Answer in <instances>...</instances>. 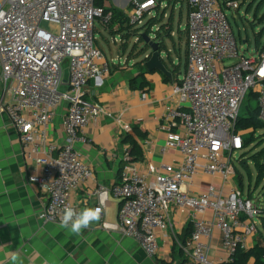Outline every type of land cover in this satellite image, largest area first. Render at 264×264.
I'll list each match as a JSON object with an SVG mask.
<instances>
[{
    "label": "built area",
    "instance_id": "1",
    "mask_svg": "<svg viewBox=\"0 0 264 264\" xmlns=\"http://www.w3.org/2000/svg\"><path fill=\"white\" fill-rule=\"evenodd\" d=\"M97 1L0 3V104L18 134L24 158L36 166L38 175L31 181L48 199L39 213L47 225H60L65 206L79 212L73 197L94 179V169L76 145L88 142L90 126L112 117L84 99L89 82L103 79L115 65L96 44V23L108 26L114 9L97 6ZM162 4L128 0L127 7L118 10L126 14L130 26L141 28L152 9ZM187 6V67L180 85L173 88L187 110L171 106L160 123L166 133L164 151L179 153L181 161L164 165L159 172L141 171L126 147L119 181L97 188L96 207L103 213L112 194L120 202L123 233L149 258L158 256L162 239L174 237L171 211L176 210L188 216L193 228L190 238L179 244L182 264H230L238 251L249 250L259 232L255 220L262 207L244 197L234 183V156L244 149L245 132L237 130V123L250 93L258 95L259 120L264 124V47L256 57L240 53L226 15L239 11V2L187 0ZM159 30L152 27L150 37L156 38ZM141 34L132 36L139 41ZM124 40L122 34L113 37L120 47ZM62 106L65 142L59 145L52 141L51 131ZM205 177L220 183L203 186ZM216 230L227 256L221 261L211 259L205 241Z\"/></svg>",
    "mask_w": 264,
    "mask_h": 264
},
{
    "label": "crops",
    "instance_id": "2",
    "mask_svg": "<svg viewBox=\"0 0 264 264\" xmlns=\"http://www.w3.org/2000/svg\"><path fill=\"white\" fill-rule=\"evenodd\" d=\"M104 5L108 9H124L128 0H106ZM156 8L149 19L161 11L160 7ZM188 10L187 7L184 31L188 28ZM103 28L107 30L105 26ZM107 44L110 48V43ZM98 47L103 51L99 44ZM119 50L120 46L116 59H112L115 65L111 66V72L101 80L89 82L84 90L86 101L99 105L112 117L104 116L99 124L90 126L86 130L88 142L76 145L83 160L94 169V179L73 197V204L79 211L98 205L95 192L99 186L110 188L119 181L123 152L129 146L123 140L128 135L134 136L142 147L143 159L135 162L141 171L150 169L159 172L162 166L181 161L179 153L164 151L166 133L160 129V123L171 106L187 110L186 104H180L173 93L174 86L180 85L186 71L187 41L184 64L179 60V63L174 62V66L168 67L170 77L158 71L149 73L145 66H137L141 63L140 58L129 63L127 61V65H124L126 60H122ZM141 74L143 76L140 77ZM136 78H139L138 84L145 79L150 87L145 91L131 88L130 82ZM145 93L146 98L143 97ZM65 109L62 106L58 110L54 130L51 131L52 141L59 145L65 142L62 128ZM135 129L145 134L144 140L137 138ZM37 175L36 166L24 158L18 134L0 104V264H13L10 258L12 253H18L23 264L184 262L179 244L188 240L183 241L187 228H190V234L192 232L187 215L171 211L174 237L162 239L158 256L149 258L133 239L123 233L118 220L120 202L112 194L108 196L100 221L94 222L80 235L72 234L59 225L44 224L39 219V213L48 204V199L31 181ZM202 181L203 186L220 183V179L210 177ZM258 236L259 233L252 238L250 248ZM205 241L210 247L212 260L227 258L219 231L214 232L211 240Z\"/></svg>",
    "mask_w": 264,
    "mask_h": 264
},
{
    "label": "rangeland",
    "instance_id": "3",
    "mask_svg": "<svg viewBox=\"0 0 264 264\" xmlns=\"http://www.w3.org/2000/svg\"><path fill=\"white\" fill-rule=\"evenodd\" d=\"M2 0H0L1 3ZM179 1V2H178ZM240 4L239 11H226V15L231 22L233 32L237 38L239 44V50L241 54H244L247 57H256L257 55V46L260 44V47H264V0H236ZM165 3L161 6V11L156 12L157 23L160 28L162 24H166L168 20L171 21L173 25V36H168L165 38V44L167 45L168 51L170 52V59L175 63H179V60L184 64L185 61V50H186V41H187V31L186 27V18H187V0H166ZM223 3V0H220ZM157 9V8H156ZM152 9V11L156 10ZM151 11V12H152ZM165 21V22H163ZM43 27L48 28V24H43ZM96 40L98 44L102 47L106 56L108 57L110 63L114 61L117 57L118 45H115L113 42V35L109 31L105 30L102 25L98 22L96 23ZM243 41H248L249 44L243 45ZM110 43V48L107 44ZM128 49L122 60H136L135 58L139 57L142 53L141 49L144 47L142 40L136 41V37L132 36L128 41ZM137 47L135 55L130 58L129 53L134 47ZM111 49V52H110ZM238 61H233L230 63H237ZM254 108L257 106L255 101H249L246 98L240 115H244L246 107ZM253 137V131L249 130L245 132L244 139L249 140ZM254 138L257 140V143L251 145L248 149L243 150L241 153H237L234 156V165L236 166V176L234 177V183L243 188L244 197H251L253 200L264 206V182L257 187V170L252 162H249V171L241 165V157L245 153L255 154L261 148H258V145L264 141V130H258ZM260 232L264 233V228L262 226L261 218L255 220ZM262 234H259V236ZM259 236L256 241H260Z\"/></svg>",
    "mask_w": 264,
    "mask_h": 264
},
{
    "label": "trees",
    "instance_id": "4",
    "mask_svg": "<svg viewBox=\"0 0 264 264\" xmlns=\"http://www.w3.org/2000/svg\"><path fill=\"white\" fill-rule=\"evenodd\" d=\"M104 0H98L97 1V6H102L104 5ZM158 4L164 3L166 0H156ZM236 1V0H234ZM159 9V8H158ZM109 10H107L108 12ZM113 12V19L112 22L106 26V29L109 31L110 34L113 36H116L118 34L124 35V44H122V52H127L128 49V44L127 40H129L132 35H137L141 34V32H144L145 34H149L151 32V28L158 25L155 23L157 20V17L150 18L147 17L148 21L144 27L141 28H134L129 25V20L123 12H121L118 9L112 10ZM171 20V19H170ZM161 26V31L167 30L166 33L171 36L172 34V26H171V21L169 25L166 24H160ZM118 26V31L115 32V27ZM130 32L132 33L131 35ZM129 33V34H128ZM160 34V32H159ZM244 42V41H243ZM249 44V42L247 41ZM96 44L98 46V42L96 41ZM260 48V44L257 46V50ZM137 50V47L135 46L131 52L129 53V57L132 58L135 54V51ZM139 59V57L135 58ZM142 63H138L137 66L142 67ZM143 76V74L140 75V77ZM139 79V78H138ZM138 79H133L130 82L131 88L133 89H142L146 90L147 88L150 87V84L145 80L142 79L140 84H138ZM249 101H255L257 103L258 101V95L256 93H250L248 96ZM237 130L241 131H253V137L249 140L244 141V149H248L251 145L254 143H257V140L254 138L255 133L258 130H264V124L260 122L259 120V108H258V103L257 106L254 108H250L249 106L246 107L244 115H241L239 117L238 123H237ZM135 135L137 138L144 140L145 139V134L140 132L139 130L135 129ZM123 143L129 144L130 146V156H131V162H139L143 159V150L142 147L138 144L137 140L135 139L134 136L128 135L124 138ZM258 148H261L257 153L255 154H243L241 157V165L246 168L250 173L249 169V162H252L257 170V187L260 186L261 183L264 182V141L258 145ZM122 169L124 166V163L122 162ZM236 167V166H235ZM121 169V171H122ZM237 171V170H236ZM239 189L243 192V188L239 187ZM250 199H253L251 197L250 193ZM261 222L262 226L264 228V206L262 207L261 210ZM193 231V228H192ZM192 233V232H191ZM259 234H262L259 236L260 241H256L254 246L250 248L249 250H240L237 252V254L234 257V261L230 264H264V233L258 232ZM191 236L190 234V228H187L184 232V239L183 241H186L187 238L189 239ZM259 240V239H258ZM185 243V242H184Z\"/></svg>",
    "mask_w": 264,
    "mask_h": 264
},
{
    "label": "water",
    "instance_id": "5",
    "mask_svg": "<svg viewBox=\"0 0 264 264\" xmlns=\"http://www.w3.org/2000/svg\"><path fill=\"white\" fill-rule=\"evenodd\" d=\"M170 24V20L166 23V25ZM172 26V34L173 36V25ZM168 28L164 31L160 30L156 33L157 37L152 39L149 34H141V39L144 43V47L141 49L142 53L139 56L141 59V63L145 66V69L149 73H153L155 71L161 72L163 75L170 77L171 73L168 70V67L174 66V62L168 63V59H170V52L168 51L167 45L165 44V38L169 35L167 32ZM160 32V34H159ZM248 44L247 41L243 42V45ZM122 48L120 47L119 53L121 58L125 56L126 52L121 51ZM122 61V60H120ZM128 59L124 62V65L127 63ZM135 61L130 60L128 61ZM127 65V64H126Z\"/></svg>",
    "mask_w": 264,
    "mask_h": 264
},
{
    "label": "clouds",
    "instance_id": "6",
    "mask_svg": "<svg viewBox=\"0 0 264 264\" xmlns=\"http://www.w3.org/2000/svg\"><path fill=\"white\" fill-rule=\"evenodd\" d=\"M101 213L100 207H87L77 212L71 206H65L59 226L69 230L72 234L80 235L84 229L89 228L94 222L100 221ZM10 258L13 264H23L18 253H12Z\"/></svg>",
    "mask_w": 264,
    "mask_h": 264
}]
</instances>
